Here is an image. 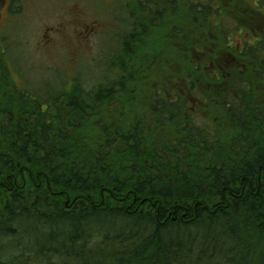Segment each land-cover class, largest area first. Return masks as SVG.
Instances as JSON below:
<instances>
[{
    "label": "trees",
    "instance_id": "trees-1",
    "mask_svg": "<svg viewBox=\"0 0 264 264\" xmlns=\"http://www.w3.org/2000/svg\"><path fill=\"white\" fill-rule=\"evenodd\" d=\"M167 7L215 48L194 61L170 26L166 81L135 45ZM124 9L89 80L53 86L0 48V264H264V39L216 40L222 0Z\"/></svg>",
    "mask_w": 264,
    "mask_h": 264
},
{
    "label": "rangeland",
    "instance_id": "rangeland-1",
    "mask_svg": "<svg viewBox=\"0 0 264 264\" xmlns=\"http://www.w3.org/2000/svg\"><path fill=\"white\" fill-rule=\"evenodd\" d=\"M130 1L0 0V48L9 56H13L15 61H18V65L21 64V69L30 71L33 68L34 73H42L44 77L49 78L53 86H60L55 74L62 76L60 82L63 80L65 86H69L72 78L78 74L91 79L96 70H99L100 59H105L106 53L114 45L117 36L115 31L120 28L117 19L123 17V14L132 17L133 12L124 9ZM222 2L225 13L215 19L211 18L208 24V29L213 31L212 35L216 40L221 41L223 38L224 42L229 41L231 48L234 49L239 47L242 38V42H248L251 36L264 39V12L257 5V0H222ZM161 16L163 18L154 24L145 23L143 19L145 28H141L142 39L135 45L136 49H146L145 47L150 45L149 48L159 57L155 62L158 65L157 74L159 69L160 74L162 73L160 77L167 81L171 69L181 71L177 62L172 63L170 58L161 59L162 54H158L163 50L166 31L172 30L170 26L175 31L177 28L182 33V39L191 45L188 50L194 61L199 56L200 60H205V63L210 62L211 58L204 55L208 52L212 53L210 49L215 48L214 44L206 42L205 45H201L200 31L195 25L188 24L183 13L167 7L161 12ZM217 20H220L219 25ZM84 28L87 29L85 34L89 35L87 39L78 37ZM112 30L115 31L110 34ZM180 44L183 45L182 41ZM180 44L171 43L179 49L182 48ZM203 49L202 54L196 52ZM215 51H219V60L217 62L216 59L214 64L224 65V61L228 59L225 63L227 68L230 65L228 53L224 49H215ZM163 61L168 64L167 73L165 66L162 68ZM48 69L53 70L54 73ZM17 76L13 71V79L20 84ZM6 77L12 81L8 74ZM238 80L237 76L230 75L226 82L235 85ZM227 89L231 90L230 87Z\"/></svg>",
    "mask_w": 264,
    "mask_h": 264
},
{
    "label": "flooded vegetation",
    "instance_id": "flooded-vegetation-1",
    "mask_svg": "<svg viewBox=\"0 0 264 264\" xmlns=\"http://www.w3.org/2000/svg\"><path fill=\"white\" fill-rule=\"evenodd\" d=\"M86 31H87V29L86 28H84L80 33H79V38H84V39H87L88 37H89V35L88 34H85L86 33ZM94 36V35H93Z\"/></svg>",
    "mask_w": 264,
    "mask_h": 264
}]
</instances>
